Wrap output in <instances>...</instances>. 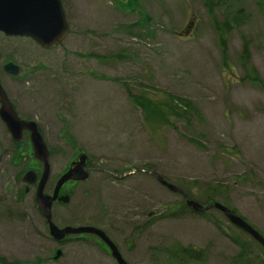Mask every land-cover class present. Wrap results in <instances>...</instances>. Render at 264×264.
<instances>
[{"label":"rangeland","instance_id":"obj_1","mask_svg":"<svg viewBox=\"0 0 264 264\" xmlns=\"http://www.w3.org/2000/svg\"><path fill=\"white\" fill-rule=\"evenodd\" d=\"M257 1H219L245 10L242 26L227 36L226 66L204 7L216 0H61L69 32L48 51L0 33V82L19 116L40 126L51 151L45 193L80 151L91 166L113 174L155 172L201 204L210 194L264 238V90L244 79L239 62L246 41L245 69L264 83V9ZM8 62L19 67L17 76L3 72ZM127 91L187 99L199 114L197 126H150ZM28 170L40 176L28 136L14 146L0 121V258L116 264L91 239L50 238L35 206L36 185L22 181ZM110 177L91 171L86 182L64 184L71 200L53 205L54 224L104 230L127 264H179L167 253L189 247L201 258L181 264H264L261 248L220 212L183 207L180 194L145 172Z\"/></svg>","mask_w":264,"mask_h":264},{"label":"water","instance_id":"obj_2","mask_svg":"<svg viewBox=\"0 0 264 264\" xmlns=\"http://www.w3.org/2000/svg\"><path fill=\"white\" fill-rule=\"evenodd\" d=\"M69 30L66 22L65 13L60 0H0V33L9 38H28L43 50H51L57 47L65 38ZM3 72L9 76L15 77L19 74L17 65L9 62L3 66ZM0 120L5 129L11 136L13 142H20L23 133L29 134V141L32 146L33 157L42 165V173L37 182V176L34 172L28 171L23 176L22 181L27 185H36L35 203L37 210L47 226L48 234L52 240L59 242L65 237L74 234H85L96 236L110 250L111 257L117 264H127L119 254L115 245L109 240L103 231L92 226L74 228L58 227L52 220V206L55 202L68 204V196H58L61 187L69 182H84L88 179V169L86 168V156L81 155L77 162L71 165V168L63 174L57 181L53 194H45V186L50 176L49 150L39 132L37 124L33 121H24L20 119L10 102L6 92L0 84ZM138 170L130 173L118 175L116 177H126L132 175ZM147 174L156 179V181L169 191L181 194L188 208L196 213H202L211 209L217 210L223 216L247 235L257 242L264 249V238L243 219L235 216L226 207L219 203L203 207L199 203L188 199L183 192L165 181L155 172L148 171ZM61 255L57 251L54 260Z\"/></svg>","mask_w":264,"mask_h":264},{"label":"trees","instance_id":"obj_3","mask_svg":"<svg viewBox=\"0 0 264 264\" xmlns=\"http://www.w3.org/2000/svg\"><path fill=\"white\" fill-rule=\"evenodd\" d=\"M220 0H216L214 3L205 2L204 7L206 11L209 13L211 24L218 34V43L221 48L222 59L224 66H226V55L225 49L227 44V36L230 32L235 29H239L245 17V10L242 7H237L234 10L230 9L226 2L220 3ZM256 5L260 9H264V0H258ZM137 7V5H136ZM216 8L215 13L214 10ZM219 12L221 14L219 18V22L216 20V13ZM249 58V49L246 41H243L242 51L239 56V62L241 63L242 68L244 69V79L248 81L251 85L256 86L262 90H264V83L257 74L255 70H246L245 65ZM128 96L132 104L141 111L144 121L153 127L157 128H173L174 122H179L185 127H192L194 124V119L199 117L198 112L194 108V105L191 101L184 99L182 97L173 96L170 94H165L163 97L159 99H151L144 94H136L130 95L127 91ZM197 126V124H194ZM196 138V136H195ZM192 138L189 141L200 147L199 142ZM14 144V143H13ZM20 143L14 144V146H19ZM216 201L214 196L207 195L204 200V205H209ZM182 206H185L184 201L182 202ZM227 206V205H226ZM232 210V209H231ZM235 213L234 210H232ZM264 254V251H262ZM168 257L174 260H178L181 264L182 262H188L189 260H200L201 252L189 248H179V250H172L167 253ZM241 259L243 258V253L239 256ZM18 262H6L4 259L0 258V264H17Z\"/></svg>","mask_w":264,"mask_h":264},{"label":"flooded vegetation","instance_id":"obj_4","mask_svg":"<svg viewBox=\"0 0 264 264\" xmlns=\"http://www.w3.org/2000/svg\"><path fill=\"white\" fill-rule=\"evenodd\" d=\"M3 67V66H2ZM2 85V84H1ZM5 89V88H4ZM6 91V90H5ZM9 97V96H8ZM12 102V101H11ZM13 103V102H12ZM13 105L15 106V109H16V111H17V107H16V105L13 103ZM17 113H18V111H17ZM18 116H19V114H18ZM20 117V116H19ZM21 118V117H20ZM21 119H23V118H21ZM24 120H31V119H24ZM31 121H34V120H31ZM38 125V124H37ZM38 127H40L39 125H38ZM49 153H50V155H51V151L49 150ZM50 155H49V166H50ZM76 158H77V155L75 156ZM78 159V158H77ZM86 168L88 169V171H89V175H90V172L91 171H99V172H101V173H105V174H108L109 176H111L110 178H112V174L113 173H111V172H108V171H106V170H102V169H98V168H93V166H91V164L89 163V159L87 158V161H86ZM50 176H51V167H50ZM50 176H49V178H50ZM61 177V176H60ZM59 177V178H60ZM59 178H58V180H59ZM89 179V178H88ZM57 180V181H58ZM57 181L55 182V184H54V187H55V185H56V183H57ZM86 182V181H85ZM81 182H72V183H67V184H70V186L72 185V184H80ZM54 187L52 188V191H51V193L50 194H48V193H45V194H47V195H52L53 194V190H54ZM59 197L60 196H68L69 197V202H70V198H71V192L70 191H67V188L66 187H61V189H60V191H59V195H58ZM69 202H68V204H69ZM68 204H66V205H68ZM55 205H59V206H66L65 204H61V203H55L54 204V206ZM46 225V224H45ZM74 227V228H80V227H86V226H91V225H89V224H80V225H65V226H61L62 228H64V227ZM92 227H94V226H92ZM99 229V228H98ZM101 231H103L104 233H105V235L108 237V235H107V233L104 231V230H102V229H100ZM68 237H75L77 240H83V241H88L89 239H91L92 241H94L95 242V244H98L100 247H101V249L105 252V253H108L109 255H110V252H109V250H108V248L105 246V244L99 239V238H97L96 236H90V235H85V234H74V235H71V236H67V237H65L62 241H59V242H56V241H54V242H56V243H58V244H61V243H63L64 242V240L65 239H67ZM109 238V237H108ZM113 243V242H112ZM114 244V243H113ZM115 245V244H114ZM115 247L117 248V250H118V252H119V254L121 255V253H120V251H119V249H118V247L115 245ZM53 251H54V253H53ZM52 251V253H53V260H54V256H55V254H56V252L57 251H60L61 252V255H60V257L57 259V260H59L61 257H62V250L60 249V248H56V249H54ZM111 257V256H110ZM121 257H122V255H121ZM112 258V257H111ZM123 258V257H122ZM113 259V258H112ZM124 259V258H123ZM114 260V259H113ZM115 261V260H114ZM116 263V262H115Z\"/></svg>","mask_w":264,"mask_h":264}]
</instances>
